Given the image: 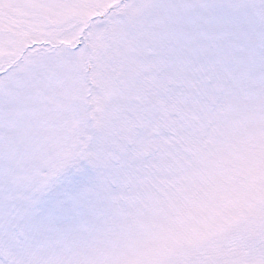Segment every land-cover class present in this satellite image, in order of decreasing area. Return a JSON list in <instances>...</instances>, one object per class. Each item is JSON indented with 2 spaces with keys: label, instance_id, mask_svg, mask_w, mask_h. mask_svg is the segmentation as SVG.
<instances>
[{
  "label": "snow or ice",
  "instance_id": "6c2138e0",
  "mask_svg": "<svg viewBox=\"0 0 264 264\" xmlns=\"http://www.w3.org/2000/svg\"><path fill=\"white\" fill-rule=\"evenodd\" d=\"M0 264H264V0H0Z\"/></svg>",
  "mask_w": 264,
  "mask_h": 264
}]
</instances>
